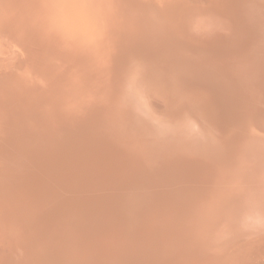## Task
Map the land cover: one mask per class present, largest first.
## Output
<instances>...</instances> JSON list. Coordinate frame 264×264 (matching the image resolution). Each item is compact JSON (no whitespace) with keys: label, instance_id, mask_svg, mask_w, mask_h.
I'll use <instances>...</instances> for the list:
<instances>
[{"label":"bare ground","instance_id":"obj_1","mask_svg":"<svg viewBox=\"0 0 264 264\" xmlns=\"http://www.w3.org/2000/svg\"><path fill=\"white\" fill-rule=\"evenodd\" d=\"M44 1L45 0H0V37L3 38V36L6 35L9 38L13 37L14 39H21L22 42L25 39V44H23V47L24 46L26 47L27 52L23 53L22 51L24 50V48L21 51L22 48H19L20 46L18 47L19 48L18 50L21 51L23 54H25V55H22L23 59L21 60L23 62L22 63L23 69H25L26 71L27 70L30 71L26 75H24V79L26 78L30 79L31 77L37 76V80L35 82L33 81L32 83H30L29 86L25 87L24 85L22 86L19 85L21 89L24 90V87H25V90H29V93H28L29 95L27 94L25 97L24 96L25 92H23L22 94L19 93L20 95L19 94L15 95L13 93L14 96L9 97L7 88L10 85V82L12 83L11 81L12 78H9V77L12 74L14 68L12 67L13 68L12 70L10 68V71L8 70L3 71L2 70L3 68L5 70V66L3 65L6 64L7 62L6 63L4 62L3 64V61H6L5 60L6 58L4 59L5 55L4 56L0 55V67H1L0 68L1 69L0 70V158H1L0 159V218H1L0 223L3 224L2 226L0 224V231L5 236V238L9 240V245H8L9 248H12V250H10V253H8L7 255L5 254L6 256L4 255L5 259L3 258L0 260V264H34L35 259H39V261L42 264L43 263L45 264H61V263L62 264H100L101 263L100 260L103 259V258L99 259L100 255L102 254L101 253L102 251H106L107 254L109 253L108 256H106L108 258L103 259L104 261L106 259V262L103 261V264H164V263L165 264H246L248 263L246 261L247 257L245 258V260H243L246 263H242L243 261L240 262L242 260V253L241 252L236 253V251H234L236 254L235 253L233 255L231 254L232 255L231 257L229 256L223 257V258H221L222 256L219 258L217 257V255L219 254L218 251L221 252V254L223 252V255H225L224 248L221 249L220 246L218 245H220L219 240L225 241L226 239H228V236H225V238L226 237L227 238L226 239L224 238L222 240L221 238L223 236L217 237L215 234L217 243L212 241L213 242L212 245H214V243L216 244L215 246L209 247L207 243L208 242L212 243L210 242L211 241L210 239L213 238L214 240L215 238L211 237L214 235H211V236L209 235V237H206L207 236L206 234L205 237L210 238L209 239L210 241L205 238L206 243L203 242L205 239H203L201 243V240H200L201 234H196L197 228H199V226H201L200 229L203 228L206 221L202 223L201 221H204V220H202L201 218V220L198 221L199 223L196 222L197 217L200 219V217L198 216L200 209L195 210L194 214L191 212L192 215L189 214V216H187L186 218L184 216V211L187 209V207L190 206L191 208V206H194L195 203H199L197 201L199 198L202 202V200H204L205 198H208L209 194H212V196H214L213 192H215L218 188H220L221 190L225 189L227 193L229 192L230 188H228V186L232 183V180H233L231 176L232 175L231 170H233L232 162L236 160V158L239 157L237 156L238 154L237 152L240 149L238 140L241 138V133H242L240 129L242 128L245 129V127L242 126L243 124L241 125V123H239L240 126H242V128L237 125L238 126L237 131L232 130L231 131L232 133L229 132V134L226 137L227 139H224L221 137V139H224V141L223 140L220 141L218 143L219 145H216L217 144L216 141L219 136L210 134L211 138L208 135L207 136L204 135L203 138H201L202 139L201 141H199L197 138H194L199 141L197 143L195 142L196 143L195 146H192L188 141L190 145L187 144L188 146L186 145L185 149L181 150V148L178 147V144L175 143V141H173L174 143L172 145H170L166 149L162 148L164 149V151H162L159 149V147H156V145H154L155 142L151 143V138L153 140V137L151 136L153 134H151L152 131L150 132V130L152 128H156L154 127L155 121L153 120L156 117H154L151 114L154 117L153 118L150 115L152 117L151 118L152 121L149 120L150 118H147L148 120H144V115L142 114L147 113L149 115V113L148 111L146 112L145 110V107H144L145 104L142 107L141 100H139V97H136L134 95L140 93L139 95H142V97L147 96V98H150L148 97L150 94H152V96L154 93L161 94L165 96L167 100L169 101L167 102L166 106H168L169 109L172 110L170 112H172L173 114V112L175 111V110L173 111V107L177 105L176 102L179 103L178 107L185 105L184 103H181V102L189 103L188 102L189 100L191 104L192 103L196 104L194 102H191L195 99L192 100L191 98L193 97H191L190 95H194V94L190 93L189 91L182 92L181 91L182 87L175 86L176 85L175 83L179 81L178 84L183 83L182 85H184V82H185L187 83L186 85H188L194 79H198L197 77L199 75L209 76L211 74L209 77H212L213 72H210V73L208 72L209 75L207 73L201 75L200 73H202L205 69L207 71H212L213 69L215 74L217 73V75H215L214 79H209V78L208 79L212 84L215 83V89L218 88L216 87V84H220L221 82L228 83V85L231 82L232 83L231 86H233V83H236V82L232 81L231 78L233 77L231 76L236 75L235 79H237V74H239V72L242 71L241 73L243 74L241 76L238 75L239 76L238 79L243 76V79L245 81V87L242 85L243 87H240L238 89L237 87L241 85L236 86V84H234L236 87L230 88L231 92L233 89H234L233 90L234 92H236L237 90L240 94H242L241 97H243L244 94L247 95L246 93L247 91L249 93L247 96H251L249 101L252 99L255 100V98L257 97L258 99L264 98V91L262 90V87L264 86V77H263L264 76V61H262L259 58L261 55H264V46H263L264 44L259 43L256 45L257 42L256 41L253 42L254 38L257 39V37H255L256 34L255 36L252 35L254 38L252 37L246 38V35H245L246 30L243 32L244 29H247V28L251 29L252 26H256L257 22L255 21H258L259 16L261 17L262 15H264V13H262L264 11V8L262 7L264 5V0H260V1L255 0L256 2H258V5H255L254 6L255 8L253 7L252 10L247 11V13L245 11V13H243L244 15H242L243 19H242V16H238L240 15L239 11H238V14H236V16L232 14L233 16L231 15V18L233 19L235 18V19L234 20L232 19L233 23L231 24H233L235 28H232L231 34L230 32L229 33L224 32L227 37H230V39H232L231 47L236 48L240 46L241 41L239 39L243 40L241 38L243 37V34L245 36L244 39H246L243 41V44L247 45V42L245 41H248V46L250 47L252 46L253 49L251 48V50L247 51L244 55L240 56L241 53L239 54V57L243 60L242 61L243 63L234 60L235 58L232 59L230 57L229 50L231 49L228 50L229 52L227 56L223 52L224 57L223 55L222 56L214 55V57H211L210 55L212 54V51L213 53L214 52L220 53L219 51H216L217 49H214L213 46H211L213 49H211L210 47L211 50H208L209 48L208 49L206 48L207 51H211V53L205 52L206 49L205 50L203 49L202 51H199L200 49H198V52L197 51L194 52L193 51L194 47L191 48V51L197 54L195 55V59L191 58V56H190L191 59H189L186 53L188 49L187 47L190 46L188 44L189 41L188 40L187 42H185L186 40L183 41L185 42L184 44L187 43V45H189V46L184 45L185 47L183 46V43H180L182 42L181 41L182 39L181 37L183 35L182 33L186 32L185 34L187 35L188 32L192 31V33L196 32L197 34H199V37H200V33L202 34L203 32H205L207 27L210 26L212 19H214L217 16L213 14L214 12L212 14L211 13L206 14V17L204 16L202 17L200 15L201 17L199 16L197 17V19L199 18L198 20H195V18L192 19L193 21H191V24H189L190 26L186 25L187 28L185 31L178 30L179 31L178 34L171 35L175 29V27H172V26H176L177 28H180V29L183 27L181 26L182 24L181 25L178 24L180 22L178 20V16H180L179 11L184 6L185 1H188V0H171V3L173 2V4L169 5L170 4L169 3L168 4L169 6L164 5V2L160 4L159 1L157 2V0H154L153 2L156 1V3L158 4L157 5L150 0V4L151 2L153 3V5L151 4L153 7H151L148 4L149 2L146 0L148 3L146 2L145 3L148 5V7L150 6V8H154L155 14L147 16V17H145L144 15L142 17L143 19H141V17L139 16L140 17L139 19H141L139 21H136L138 20L137 18L136 20H134L135 18L133 17L135 16L131 17L132 13H129L128 11L126 12L127 13L126 16L128 18L124 19V17L121 16L122 19L118 20L120 19L119 17H120V14L122 13L119 14V17H117L118 18L117 19L115 16V12L118 11L123 6L119 7V5H117L118 3L117 0H80V3H79V0H65V1L63 0L64 1L63 3L65 5L60 3L57 0L60 3V4L56 3V12L54 14L55 17H57L56 15H58V17L56 18L57 21H55L52 27L50 28L46 27L47 28L46 31L44 30L41 31L42 29L40 30L41 27L39 28V26H41V22L44 19L45 12L43 13L41 9L39 8L41 7L42 4H44ZM60 1L62 2V0ZM121 1L123 2V0ZM140 1L142 2L144 0H138L137 2L135 0L133 2H136V4L139 2L140 4H137L138 7H142L143 5L141 6L142 3ZM200 1L198 0L197 2L199 3ZM220 1H219V4H221L222 6L221 8H219V10L218 9L217 10L224 11V13L219 12L218 16H220V18L222 14H225V11H226V14L229 12V15H230V11L231 12L235 11L234 8L237 7V10H239V9H242L244 5L246 6V4H244L245 2H243L242 0H239V2H237L236 0L237 2V3L235 2L236 4H233L232 1L230 0H226V2H220ZM240 1L243 2V6ZM247 1L248 0H246V2ZM122 2L120 4H122ZM214 2L218 3V1L217 2L214 1ZM248 3H247V7L244 6L247 9H249ZM127 4L129 5V3ZM259 4H260V7H259ZM195 6H198V5H195ZM195 6H192V8H194ZM131 7L133 8V5ZM185 7L187 8V6ZM185 7L183 9H186ZM204 7L205 6H203V8ZM210 7L214 8L212 5ZM215 8H218V6H216ZM129 9L130 8H128L127 10ZM196 9L198 10V8ZM154 10L152 12H154ZM142 12H144V10H142ZM186 12L182 10L183 14H185ZM47 13H49L48 10H47ZM136 13H138V11L137 12L135 11V14ZM249 13H251V15L254 18L247 17V20L244 21L245 14L246 16H248ZM63 15L65 16L63 17ZM105 17L108 19L105 20ZM225 17L227 19V16ZM190 18H192L191 15H190ZM239 18H241L242 19L241 21L245 22L246 24L242 23V25L239 27L238 25L241 24V22L237 23ZM49 19L51 18L49 17ZM187 19L189 20L188 15L185 20ZM52 20H47V21L52 22ZM75 21H79V23H83L84 26L87 23L88 32L89 31L95 32L97 30L100 31L99 29L100 26H102V28L108 26L109 29H112L113 27L114 28L122 27V29L123 28L127 29L128 27V30L131 28V31L133 32L134 35H135L134 31H136V29L137 30L141 29L142 32L144 30L146 33L145 34L146 38L142 37L145 39H144V42L143 43L141 42L140 44V41H138V39H136L134 35L133 36L129 35L130 36L128 38L129 40L127 39L126 42L131 40L134 43L136 42L135 46L139 47V50L136 52L137 53L136 57L130 60L129 57L127 56V53L130 56H132L130 54L131 52H128L127 48L123 46L124 42L122 43L123 41L122 38L118 36L116 38V34L112 35L113 33L111 34V33L106 32L105 37H103L102 39L101 45L99 47H96L95 45V47L93 48V44L92 46H90L91 43H93L92 39L91 41L89 40L90 41L89 42L87 41V38L84 37L85 36L84 32H87V31L84 30V26L82 28L83 24L79 25V27L81 26L82 29L78 27L81 30L79 31V33H78V30L77 32L75 31L76 29L74 30L76 33L79 34V36L71 34L70 25L73 26ZM103 21H104V25L103 23L100 25V23ZM252 21L255 22V25H254V22ZM228 22L229 21H227V23ZM212 23L214 22L212 21ZM32 24L39 25L37 27L39 31L41 32L39 33L41 35H36L33 32L28 33V35L26 34L27 32L26 29L28 28L29 30V26H31ZM123 26H127V27H123ZM226 27L228 29L229 26H226ZM73 28L74 26L72 27V29ZM253 28H252V31H253ZM54 29L56 30V32H54ZM176 30L177 29H175V32ZM122 31L125 32L124 30ZM51 32L53 33V35L50 34ZM257 32L261 33V31L259 30H257ZM114 33H116V31ZM95 34L96 33L92 35L93 39L94 37H96ZM163 35H168V37H164ZM219 35H221V33L218 34V36ZM183 36L184 38H186L185 35ZM125 37L124 39H126ZM136 37H140V36H136ZM220 37H223V35ZM250 38L252 39V42L251 41L249 42V40H247ZM218 39L220 40V38ZM197 40H198V36H197ZM214 40L215 39L213 38V41ZM161 41L165 44H162ZM211 41L209 43H211ZM116 42L118 44L119 42H121L122 46L115 44ZM207 42L208 41L205 40L204 43L206 44H203V45H208L209 47L210 44ZM160 43L162 47L161 45H159ZM178 43H180V46L179 45L177 46ZM192 44H194V46L196 45L194 41ZM197 44L201 45L200 42H198ZM215 44H217V41H215ZM219 44L220 43L218 42L216 47ZM11 45L13 44H10L9 47L14 46V45L13 46ZM200 45H198L199 48L203 46V45L201 46ZM4 46H5V49L7 50L6 45ZM158 46H160L159 47L160 50L161 48L165 49L164 53L158 54L157 52L159 51L157 50L159 49H157L156 50L157 54H154L155 52L154 49L158 48ZM91 47L93 50L92 49L90 50ZM138 47L136 49H138ZM205 47L206 46L201 47V49ZM1 49L2 48H0V53L2 51ZM13 49L15 48L13 47ZM111 49L116 50L115 52H117V55H119V57L118 56H114V57L124 59V64L121 63V65H119L118 63L117 64L118 67L114 65L115 68H117L118 70V68L121 69V67L122 68L127 67V72H128V75H127L128 78H126L125 81L121 80L123 81V83L122 85H119V87L117 85L118 89L113 88L115 85L112 87V89L108 87L109 78L107 79L106 77L96 80L95 79L96 76H95L94 78L92 77L93 78L92 80L89 76L88 77L85 76L82 80H79V81L78 80L74 81L70 79L69 77L66 78L67 74L69 75L71 73L70 75L72 76V74H74L73 72L78 71V70H82L84 72L90 71V68L87 65L85 66V65L80 64L79 67H75V64H76V63L74 64L75 61L79 60L83 62L89 57H91L94 53H96V56H99V55L105 54V52L107 54L108 53L107 51H110ZM10 50L12 49L10 48ZM131 50L133 51V47ZM151 50H153L154 52L153 51L151 52ZM134 51H133L132 57H134V54H135ZM236 51L238 50L236 49ZM14 52H12V54ZM48 52L49 54H47ZM50 54H52L53 57L55 56V58H57L56 57L57 55H61L59 57L64 56L62 59H65L66 61H68L67 62L68 65H65L66 67L64 70L62 69L64 71L63 73L54 72L56 74H53L54 68L51 67L52 62L50 59L52 57ZM17 55H19V52L17 53ZM235 55H238V54H235ZM13 57L14 56H12L11 59H14ZM20 57H21V53L19 57L17 56V58H20ZM221 57H223L224 59ZM193 59L196 60L195 63L197 65L193 63L195 66H190L187 63V61L193 60ZM221 59L223 62L225 61L224 63H222L224 65L217 62ZM18 60L20 59H17V61ZM206 61L209 63H205ZM22 64L18 66L21 67ZM248 66L255 67L254 69L261 70V71L259 74L257 72V75L254 74L256 73L255 72L256 70H249L245 72L247 68H249ZM106 67H108V65H106ZM237 67H238L239 72L233 71ZM112 68L113 67H110L109 69L112 70ZM202 68H205V69L203 70ZM166 69L168 70V72ZM152 70L156 72L157 70H162L161 71L162 73L163 72L165 74L168 73V75L167 76L165 75V77L163 75H161L162 77L159 75L160 78H157V79L155 78L154 81H152L153 86H151L147 84V81L149 80V78H151L150 74L153 75L156 73V72L153 73ZM201 70L203 71L201 72ZM151 71L152 73L149 74V72ZM143 72L145 73L148 72V73L145 74ZM161 72L160 74H162ZM177 72L179 74L181 72V74H183L182 76L183 78L179 76L177 79L176 77V75L178 74ZM120 73L122 72L120 71ZM228 74L230 75L228 76ZM181 79H185V80H181ZM22 82L24 83V81ZM201 82L202 81H200V83ZM192 83L194 84L195 80ZM211 83L210 85L209 84L208 85L213 87ZM150 84L152 83L150 82ZM199 86L202 87V83L201 85L199 84ZM205 87L206 86H204V88L202 87L203 92L201 93L204 96L203 103H201L200 105L196 104L194 105V107L198 109L197 114H200V116H202L205 119L206 117L204 114H206L207 111H211V114L213 113L211 118L213 119L214 123L216 122L217 130L219 131L221 130V133L223 132V135H225L226 129L230 127V124L231 125L233 124V121L231 123L230 121L229 122L227 121L228 127L226 125L224 128L225 130L223 129V124L222 126H219L222 120L220 121L218 119L221 114H224V108L226 107V105L224 104L225 105L224 107V105L222 104L223 102L220 103L221 101L219 103L214 102L215 100H212L214 97L211 98L210 96L214 93L208 91V89L211 87H208V89L207 87L206 88ZM95 88H99V89H95ZM185 88L188 89V87H185ZM183 89H184V86H183ZM172 90H174L173 93H172ZM135 91H138V93ZM216 91L217 90H215V92ZM237 96H238V93H237ZM244 98L246 99V97ZM86 99H89V101H91V103L93 104V106L89 109L81 106V102ZM120 99L122 100L119 103ZM172 99L173 100L175 99L177 101L176 102L172 101ZM156 100L158 101V99ZM162 100H161V104L163 103ZM178 100H181V101H178ZM260 100L262 102V99ZM150 102H152L151 98H150ZM254 102H252V104H254ZM158 103L160 102L158 101L157 104ZM111 104L112 106H110ZM113 104H119V108L117 109L118 111L116 112V115H117L116 118L118 122L115 124L114 122L113 123L108 122V116H107V113H108L107 110L108 108L113 107ZM250 104L249 103L246 104L247 107L244 106L245 109L250 108L248 107V105ZM261 106L259 109H257L256 106L251 107L248 110V113H247L248 115L244 114L245 116H241V117L249 116L248 117L249 120L256 118L255 120L257 121L259 120L260 122V119L262 117L261 115L264 114V107L263 106L261 107ZM162 107L163 106L161 107L155 106L156 109L158 108L162 109ZM225 109H226L225 112L227 113L229 109L227 108ZM232 109H234V107ZM177 110L178 109H176V111ZM185 110L189 111L190 109L189 110L185 109ZM46 111L47 112L49 111V113H47L49 114V116H45V115L42 116L41 115L42 112H46ZM193 111L195 112V110ZM242 111L247 112V110L246 111L242 110ZM178 113L177 114L175 113V114L178 115ZM147 114H146V117L148 116ZM187 115L188 114H185V118L188 117ZM235 115L233 116L234 118L239 117V114L238 115L235 114ZM158 117L157 119H155L157 122H159L160 120L158 119ZM182 117L184 120V115L181 116V118ZM190 117L192 116L189 115V118L185 119L187 120L186 122L189 121ZM222 117H224V115ZM228 117L229 115L226 116V118ZM171 118L172 117H169V120H171L172 122L173 118L172 119ZM214 119H217V121ZM229 119L231 120V118ZM160 121L162 123V120ZM218 121L220 122L218 123ZM206 122H207V119H206ZM206 122H203L204 124H200V125H205ZM170 123L168 124L169 128L166 129L165 131L159 127L160 131L161 132L163 131V133H165L168 130L169 133L171 131L173 133L174 125L173 124L170 125ZM178 123H179V120H178ZM183 125H184V122H183ZM219 127H222V129ZM183 128L181 129L183 130ZM204 128L207 129L206 127ZM181 129H179V131H182ZM205 129L201 128V130L203 131ZM131 131L134 132V136H136L135 137L136 140L134 141L130 139L131 144L129 145L127 144L128 142L124 143L125 142L124 140L128 136H130L127 133ZM155 131H153L152 133H155ZM248 132H250V129ZM200 133L204 134L202 132ZM200 133L199 135H201ZM206 133L207 131L205 132V134ZM187 134L189 133L187 132ZM120 135L122 137L124 136L126 137L125 139L120 137L123 139L124 145H129L132 148L134 147V150H136L139 153H142L143 156L144 155L147 156L148 161L150 160L152 163V164H148L150 165V167H147V166L141 167L142 164L141 163H140L141 165L138 164L139 162H138V159L136 158L137 153L135 152L136 155L133 154L131 159L129 157V159L131 160L130 163L134 164L133 166L131 165L132 168H130V171H129L130 174H129V172H127L128 166L126 168L124 166L127 163L124 164V162L122 161L123 159L124 161H126L125 159L126 156L124 157L125 154L124 155L122 154L124 158L122 157V155L120 156L119 154L121 153L118 152L117 148H116L117 151L114 152V154L119 153L118 154L120 156L119 160L121 159L120 164L123 163L124 165L123 164H122L123 166H121L120 164L118 165L119 160L117 162L113 160L112 157H114L116 154L111 157L112 161L110 159L108 160L110 162L108 165L103 163L104 162L103 155L101 154V151L99 150L103 146L107 145V143L105 145L103 144L102 147H100V145L104 143V141H108V144H109L108 147L111 146L110 143H112V147H113V143H117L115 144L116 146L120 143V140L118 141L119 143L117 142V140L120 139L119 138ZM155 135H157L155 137L166 136L167 138L171 136L168 134L166 135L155 134ZM199 135L197 133L196 137H198ZM117 136H118V139L116 140ZM205 136L207 138H204ZM212 136H217L215 137L216 139L214 140L215 141L214 144L216 145V147L214 146V148H210L211 145L209 146L210 143H213ZM188 138H191V137H188ZM208 138L210 139L207 140ZM158 139L160 142V139H166V138L161 137V138H157V140ZM128 140L126 139V141ZM263 140H262V143L261 141L259 143L263 144ZM208 141H210L209 144L207 143ZM168 143L170 144L172 142H168ZM99 147L100 149H98ZM105 147L108 150L107 146ZM105 147H104V150H105ZM119 147L121 149L120 145ZM195 147L197 149H195ZM113 148L115 149V147ZM251 148L252 146L250 147V149ZM212 150L213 151L216 150L215 152L217 153V156L219 157H216L215 155V158H214V156H212L213 154H209V153L215 154V152H211ZM244 150L249 151V148L248 149L244 148ZM104 152L105 154L108 153V152L106 153V151ZM54 153L57 155L56 158L54 157L55 156ZM244 154L247 156L248 154H251V152L250 153L245 152ZM244 154L242 153V155ZM107 155H112V154L110 152ZM235 155L237 157H235ZM128 156L126 157L127 159H128ZM246 156L242 158V160L245 159V161L240 162L239 160V163L236 164V167H235V169L238 168L237 170L240 174V178H239L240 182L241 183L243 182L242 183L243 185L239 187L238 191H240L239 195H242L247 198L250 197L253 199V200L251 199L252 204H249V203L248 204L250 205V209H252V212L253 213L255 212L254 213L255 217H258V215H260V213L262 212V211L260 212L258 204L264 205V189H263L264 187L261 189L257 185L258 186L257 188L256 187L257 182L256 183H254L255 181L253 182V179H255L256 177H255V173H252V170L254 172L256 168L258 167V164L256 161V158L258 157L253 159L252 157L248 158ZM259 156H261V154H259ZM105 158H108V157H105L104 155V159ZM184 160L185 162H183ZM145 162L146 160L144 161V163ZM186 162H189V164H187ZM102 165L104 167L102 168V170H99ZM160 168L164 169L163 172L161 173L162 176L158 175V178L156 176L157 178L156 179L154 178L152 174L157 173L156 171H159L158 169ZM151 172L153 173L151 174ZM148 175L153 176V179L152 177L150 178L151 181L146 180L148 179L147 178ZM252 176L255 178H253ZM130 178L132 179L135 178L133 179L135 180L134 181L135 184L131 186L133 188L129 186V184H133L131 182L129 183V181L131 180ZM126 180H128L129 184H127ZM258 180L261 182V178H259ZM118 181L122 182L121 184L124 187L123 188L124 192L123 190L122 192L125 195L122 199L109 202L107 200V197H105L106 195H102L103 192L101 191L108 190L107 188L111 185H114V184L117 185ZM263 181H264V178H263ZM181 183H182L181 187L178 186ZM174 184L176 187L173 186ZM250 184H251V188L253 187V190L255 192H253L250 188H247L248 185ZM232 185L231 187H233ZM119 187H121V185H119ZM237 188H235V190ZM65 189H66V192L64 193L63 191ZM232 189L234 190V188ZM201 191H203V193ZM221 194H225V193L223 192ZM229 195H233V194H229ZM240 199H242L241 196H240ZM227 200H229V198H227ZM198 205H200V207L202 206L201 204H198ZM249 205L247 206L248 208H249ZM58 206H60L61 208H59ZM213 206H216V205H214L213 203ZM247 207H245L244 210L247 211L248 210ZM213 208H216V207H213ZM194 209L195 207H193L192 211ZM204 209L206 211L207 208L205 207ZM236 209L235 211H237ZM202 211H203L202 214H204L205 211L204 210ZM222 212L224 211L222 210ZM202 214L199 213V215H202ZM214 215L216 216V214ZM238 215L236 219L238 218ZM215 218H217V216ZM73 219L79 220V224L75 227L73 226L72 228L71 225L73 224ZM254 220L256 221V219ZM257 221H258L257 223H259L260 220H257ZM208 222H210V220ZM211 224H213V226L215 225L213 222L210 223V225ZM223 225L225 226V224ZM253 225L252 226L248 225V226L253 227ZM225 228L226 227H224L223 229ZM255 230H258V229H255ZM260 230H261L260 232H264L262 231L261 228ZM215 231L217 230L215 229ZM258 231L256 232L260 236L261 234H259ZM18 232L21 233V236H25V239L22 240V242L24 241L23 242L24 245L22 247L18 246L19 249L17 248V245H18L17 243H19L18 237H20L18 235ZM203 232L201 230L200 233H203ZM2 234L1 236H3ZM55 234H57V236H54ZM257 234L255 235L258 236ZM71 235L72 237H70ZM198 235L200 236L198 237ZM245 235L247 236V234ZM68 238L75 239L74 243L70 244L69 246L68 244H66V241L68 240ZM48 239H51L50 244H48L49 245L48 247L51 249V251L46 246L47 243L45 245L42 243L43 240L50 241ZM245 239H248V238H245ZM262 242L264 241L260 242L261 245L263 246ZM104 245L106 247H104ZM250 247L249 249L253 251V249H251ZM228 249H226V251H228ZM226 254H229V253H226ZM246 254L247 253H245L243 257L246 256ZM36 255L39 258H36L35 257ZM73 255H74V258L71 259ZM102 256H105L104 253L102 254Z\"/></svg>","mask_w":264,"mask_h":264},{"label":"rangeland","instance_id":"obj_2","mask_svg":"<svg viewBox=\"0 0 264 264\" xmlns=\"http://www.w3.org/2000/svg\"><path fill=\"white\" fill-rule=\"evenodd\" d=\"M60 3H62V4H64L63 2L65 1H63L62 0V2L60 1V0H58ZM57 0H45L44 1V4H42L41 5V7L39 8V9H41V11L44 13V19H43V21L41 22V26H39L38 24L37 25H31V26H29V30H28V28L26 29V34L28 35V33H35L36 35H41V34H39V33H41L40 31H39V29H38V27L37 26H39V28H40V30L41 31H46V29L47 28H50V27H52V25L55 23V21H57L56 20V18L58 17V15H56L57 17H55L54 16V14H55V12H56V3H58V4H60L59 2H58ZM118 1V3H117V5H119V7H121V6H123V7H121L118 11H116L115 12V16H116V18L117 17H119V14L120 13H122V14H120V19H118V20H121L122 19V17L121 16H123L124 17V19H126V18H128L127 16H126V12L128 11L129 13H132V16L131 17H133V16H135V17H133V18H135L134 20H136V18L138 19V20H136V21H139V20H141V19H143L142 17L145 15V17H147V16H150V15H154L155 14V10H154V8H150V6L151 7H153L152 5H153V3H155V4H157L156 3V1L155 2H153L154 0H151L152 2H151V4H150V0H144V1H140L142 4H141V6L142 7H138V5L137 4H140L139 2L136 4V2L138 1V0H136V2H133V1H135V0H131V1H129V0H123V2L121 1V0H117ZM160 2V4L161 3H163L164 2V5H167V6H169V5H171V4H173V2L171 3V0H170V2H169V0L167 1V0H157V2ZM198 0H188V1H185V4H184V6L182 7V9L179 11V15L180 16H178V20L180 21L178 24L179 25H181V26H183L181 29L180 28H177L176 26H172V27H175V29H177L176 30V32H175V29H174V32L171 34V35H176V34H178L179 33V31H185L186 30V28H187V26L186 25H188V26H190L189 24H191V21H193L192 19H194L195 18V20H198L197 19V17L199 16V17H206V14H212L213 12V14H215L217 17H215L214 19H212V21L214 22V23H212V21H211V24H210V26L209 27H207V29H206V31L205 32H203L202 34L200 33V37H199V34H197L196 32H193L192 33V31H190V32H188V34L186 35L185 33H182L183 35H185L186 36V38H184V36L182 35V39H181V41L182 42H180V43H183V46L185 45V46H189V47H187L188 49H187V51H186V53H187V56L189 57V59H191V58H194L195 59V55L197 54H195L194 52H198V49H200L199 51H202L203 49L205 50L206 48L208 49V50H211V49H217L216 51H219L220 53H218V52H214L213 53V51H212V54L210 55L211 57H214V55L215 56H222L224 53H225V55L227 56L228 55V52H229V55H230V57L232 58V59H234V60H236V61H239V62H242L243 60L239 57V54L241 53V55L240 56H242V55H244L247 51H249V50H251V48H252V46L250 47V46H248V41H245V42H247V45L246 44H243V41L244 40H246V39H244L245 38V36H244V34H243V37H241L243 40H241V39H239L241 42H242V44H241V42H240V48L239 47H231L232 46V39H230V37H227L226 36V34L224 33V32H226V33H229L230 32V34H231V31H232V28H235L234 27V25L233 24H231V23H233L232 22V19L233 18H231V15L232 14H234V16H236V14H238V11H239V13H240V15H238V16H242V15H244L243 13H245V11H246V13H247V11H250V10H252V8L255 6V5H258V2H256L255 0H248L249 1V3H251V4H249L248 3V1L246 2V0L244 1V0H242L243 2H245L244 4H246V6L245 7H247V3H248V7H249V9H247V8H245L244 6H243V2L242 1H240L241 3H242V6L244 7H242V9H239V10H237V7L236 8H234V12L232 11H230V15H229V12L226 14V11H225V14H220L221 15V18H220V16H218L219 15V12H221V13H224V11L222 10V11H218L219 10V8H221V4H219V1L220 0H202V1H200L199 3L197 2ZM210 1V2H209ZM214 1H218V3H215ZM230 1H232V3L233 4H236L237 2H239V0H237V2H236V0H230ZM251 1V2H250ZM260 1V0H259ZM47 2V3H46ZM122 2V4H120ZM129 3V5L127 4V3ZM148 3L150 6L148 7V5L146 4V3ZM220 2H226V0H221ZM236 2V3H235ZM79 3H80V0H79ZM146 5H145V4ZM170 3V4H169ZM253 3H255V4H253ZM133 5V8L131 7L132 5ZM169 4V5H168ZM189 4V5H188ZM193 4H195V5H198V6H195V5H193ZM201 4H202V6H201ZM203 4H205V5H203ZM211 6H213L214 8H211L209 5ZM44 5V6H43ZM46 5V6H45ZM65 5V4H64ZM158 5V4H157ZM209 6V7H207V6ZM219 5H220V7H219ZM253 5V6H252ZM262 5V4H261ZM54 6V7H53ZM130 6V7H129ZM185 6H187V8L185 7ZM189 6V7H188ZM192 6H195L196 8H198V10L194 7V8H192ZM203 6H205L204 8H203ZM216 6H218V8H215ZM46 7H47V9H46ZM61 7V6H60ZM137 7V8H136ZM186 8V9H183V8ZM207 7V8H206ZM259 7H260V4H259ZM263 8H264V5L262 6ZM128 8H130L129 10H127ZM138 8H140V9H138ZM146 8H148V9H146ZM203 8V9H202ZM255 8V7H254ZM136 9H138V10H136ZM189 11H191V12H189ZM218 9V10H217ZM231 9H232V7H231ZM47 10H48V12L49 13H47ZM121 10V11H120ZM140 10V11H139ZM142 10H144V12H142ZM147 10H149V11H147ZM154 10V12H152ZM182 10H184V12H186V10H187V12L185 13V14H183L182 13ZM135 11L137 12L138 11V13H136L135 14ZM198 11H199V13H198ZM203 11V12H202ZM212 11V12H211ZM53 12V13H52ZM189 12V13H188ZM128 13V14H129ZM149 13V14H148ZM182 13V14H181ZM218 13V14H217ZM262 13H264V11L262 12ZM118 14V15H117ZM124 14H125V16H124ZM134 14V15H133ZM140 14V15H139ZM202 14H204V15H202ZM142 15V16H141ZM187 15H188V18H189V20L187 21V20H185L186 18H187ZM190 15H191V17L192 18H190ZM195 15V16H194ZM201 15V16H200ZM227 16V19H226V17L225 16ZM48 16V17H47ZM65 15H63V17H64ZM141 17V19H139L140 17ZM186 18H185V17ZM223 16V17H222ZM233 16V15H232ZM47 17V18H46ZM49 17L51 18V19H49ZM53 17H55V18H53ZM62 17V18H63ZM184 17V18H183ZM247 17H251V18H254L252 15H251V13H249V15L248 16H246V14H245V16H244V21H246L247 20ZM52 18H53V20H52ZM61 18V19H62ZM180 18H182V19H180ZM106 19H108V18H106L105 17V20ZM132 19V18H131ZM220 19V20H219ZM235 19V18H234ZM233 19V20H234ZM242 19H243V16H242ZM241 18H239V20L237 21V23H240L241 22V24L240 25H238L239 27L242 25V23H244V24H246L245 22H243V21H241L242 20ZM47 20H52V22L51 21H47ZM103 20V19H102ZM104 20V21H105ZM177 20V21H178ZM183 20H185V21H183ZM223 20H224V22H223ZM252 20V19H251ZM104 21L103 22H101L100 23V25L103 23V25H104ZM182 21H183V23H182ZM227 21H229L228 23H227ZM262 21H264V15H262L261 17L259 16L258 17V21H255V22H257V24H256V26H252L251 27V29H244L243 30V32L246 30V38H249V37H252V38H254L252 35H254L255 36V34H256V36L255 37H257V39L258 40H260V41H258L256 38H254V40H253V42H257L256 43V45L257 44H259V43H263L264 44V29H262V28H264L263 26V24H264V22H262ZM76 22H78V23H76ZM185 22V23H184ZM252 22H254V21H252ZM255 22H254V25H255ZM261 22V23H260ZM49 23V24H48ZM223 23V24H222ZM227 23V24H226ZM260 24V26H259V24ZM80 24H83V23H79V21H75L74 22V24H73V26H74V28L72 29V25H70L71 26V34L72 35H78L79 36V31H81L79 28H81V26L79 27V25ZM167 24H169V23H167ZM45 25H47V26H45ZM49 25V26H48ZM78 25V26H77ZM87 23L85 24V26H84V24L82 25V28H83V26H84V30L85 31H87V32H84V37H86L87 38V41H91V39H92V41H93V43H91V45L90 46H92V44H93V48L95 47V45H96V47H99L100 45H101V43H102V39H103V37H105V33L106 32H108V33H113L112 35H115L116 34V38H117V36L118 37H120V38H122L123 39V41H122V43L124 44L123 46L125 47V48H127V50H128V52H131L130 54L133 56V51L138 47V46H135V44H136V42L134 43L133 41H127L126 42V40L130 37L129 35H131V36H133L134 34H133V32L131 31V28L128 30V27L127 26H123V27H127V29L125 28H123L122 29V27L120 28V30H119V28H112V29H109L108 28V26L107 27H104V28H106V29H104V28H102V26H100L99 27V29H100V31H89L88 32V30H87ZM213 25V26H212ZM218 25V26H217ZM77 28H76V27ZM226 26H229L228 27V29H227V27ZM37 27V28H36ZM47 27V28H46ZM79 27V28H78ZM193 27V26H192ZM254 27V28H253ZM256 27H258V28H256ZM32 28V29H31ZM81 28V29H82ZM109 30H108V29ZM170 28V27H169ZM238 28V27H237ZM252 28H253V31H252ZM259 28H261V29H259ZM38 29V30H37ZM76 29V30H75ZM98 29V28H97ZM217 29V30H216ZM226 29V30H225ZM77 32V30H78V33H76L75 31ZM101 30H102V32H101ZM122 30H124L125 32H123ZM179 30V31H178ZM212 32H211V31ZM257 30H259V31H261V33H262V31H263V33L261 34L260 32H257ZM116 31V33H114ZM131 31V32H130ZM178 31V32H177ZM250 31H251V33H250ZM54 32H56V30L54 29ZM75 32V33H74ZM104 32V33H103ZM129 32H130V34H129ZM135 32V38L136 39H138V41H140V44H141V42L143 43L144 42V39L146 38V36H145V31L143 30V32H142V30L141 29H136V31H134ZM210 32V33H209ZM216 32V33H215ZM219 32V33H218ZM47 33V32H46ZM46 33H44V34H46ZM94 33H96L95 34V36L96 37H94V39H93V37H92V35H94ZM99 35H98V34ZM127 33V34H126ZM143 33H144V35H143ZM170 33V32H169ZM212 33V34H211ZM220 34L221 33V35H219L218 36V34ZM51 35H53V33L51 32L50 33ZM216 34H217V36H216ZM43 35V34H42ZM54 35H56V34H54ZM98 35V36H97ZM126 37H125V36ZM180 35H181V33H180ZM191 35V36H190ZM198 36V40H197V36ZM223 35V37H220V36H222ZM12 36V35H11ZM10 36V37H11ZM121 36H123V37H121ZM128 36V37H127ZM136 36H140V37H136ZM164 37H168V35H163ZM17 37V36H16ZM124 37L126 38V39H124ZM142 37H145V38H142ZM196 37V38H195ZM210 37H212V38H210ZM225 37V38H224ZM119 38V39H120ZM142 38V39H141ZM190 40H189V39ZM209 40H208V39ZM213 38L215 39L214 41H213ZM218 38H220V40L218 39ZM224 38V39H223ZM6 39V40H5ZM218 39V40H217ZM223 39V40H222ZM256 39V40H255ZM129 40V39H128ZM186 40V41H185ZM187 40L189 41V45H187V43L186 44H184L185 42H187ZM205 40L206 41H208L207 43H209L211 40L213 41H211V43H209L210 45H209V47H208V45H203V44H206V43H204L205 42ZM247 40H249V42L251 41L252 42V39L250 38V39H247ZM8 41H9V43L10 44H13V45H11V46H13L15 49H13V47H9L10 46V44L8 43ZM89 41V42H90ZM121 41V40H120ZM183 41H185V42H183ZM193 41L195 42V44L197 45V47H196V45L194 46V44H192L193 43ZM200 42L201 43V45H203V46H201L200 44H197L198 42ZM215 41H217V44H218V42L220 43L219 45H221V46H217L216 47V45L217 44H215ZM223 41V42H222ZM5 42V43H4ZM88 42V43H89ZM129 42V43H128ZM162 42V41H161ZM222 42V43H221ZM19 43V44H18ZM125 43H127V44H125ZM132 43V44H131ZM180 43H178L177 44V46L179 45L180 46ZM212 43H214V44H212ZM225 43H227V44H225ZM229 43V44H228ZM17 44V45H16ZM23 44H25V39H24V41L22 42V40L21 39H14L13 37H11V38H9V37H7L6 35L5 36H3V38H1L0 37V48H2L1 50V53L3 54H1L0 53V55L1 56H4V59L6 60V61H3V64H4V62L7 64H4L3 66H5V70H4V68L2 69L3 71H10V68H11V70L13 69V72H12V76L10 75V77L9 78H12L11 79V81H12V83L10 82V85L8 86V88H7V90H8V94H9V97H11V96H14V94L16 95V94H19V93H23V92H25L24 93V96L26 97V95L29 93V90H25V87H27V86H29L30 85V83H32L33 81L35 82L36 80H37V76L35 77H31L30 79L29 78H26V79H24V75H26L28 72H30L29 70H25V69H23V62L21 61L22 59H23V56L22 55H25V54H23L24 52H27L26 51V47L24 46L23 47ZM115 44H118L117 42L115 43ZM130 44V45H129ZM162 44H165V43H163L162 42ZM212 44V45H211ZM223 44V45H222ZM2 45V46H1ZM4 45H6V47H7V50L5 49V46ZM16 45V46H15ZM119 46L121 45L122 46V44H121V42H119V44H118ZM134 45V46H133ZM159 45H161V43L159 44ZM191 45H193V46H191ZM198 45H200L201 47H204V46H206L205 48H202L201 49V47L199 48V46ZM3 46H4V48H3ZM20 46V47H19ZM89 46V47H90ZM182 46V45H181ZM184 46V47H185ZM211 46H213V48L211 47ZM222 46H224V47H222ZM227 46H228V48H227ZM248 46V47H247ZM264 46V45H263ZM22 48L21 49V51L23 50V48H24V50L21 52V51H19L18 49L19 48ZM132 47H133V51L131 50L132 49ZM157 47V46H156ZM159 47L160 46H158V48H155L154 49V51L153 50H151V52L153 51L154 52V54H162V53H164V48H161V50L159 49ZM161 47H162V45H161ZM194 47V49H193V51H191V48H193ZM196 47V48H195ZM210 47H211V49H210ZM220 47V48H219ZM227 49H226V48ZM242 47V48H241ZM10 48L12 49V50H10ZM130 50H129V49ZM219 48V49H218ZM250 48V49H249ZM92 49V47L90 48V50ZM157 49H159V50H157ZM207 49H206V51L205 52H210L211 53V51H207ZM223 49V50H222ZM229 49H231V50H229ZM236 49L238 50V51H236ZM253 49V48H252ZM3 50H4V52H3ZM16 50H18V51H16ZM93 50V49H92ZM97 50V49H96ZM112 51H116V50H114V49H111ZM107 51L108 53L106 54V52H105V54H103V55H99V56H96V53H94L95 54V56H94V54L91 56V57H89L88 59H86L85 61H83V62H81V61H79V60H77V61H75L74 62V64H75V67H79V65L80 64H82V65H87V66H89V68H90V71L88 72V71H82V70H78V71H75V72H73L74 74H72V76L70 75H68L67 74V77L66 78H70V79H72V80H74V81H79V80H82L85 76H89L92 80H93V78L96 76V80L97 79H102V78H104V77H106L107 79H108V87H110L111 89H112V87L115 89V88H117L118 89V87H119V85H122V83H123V81H125L126 80V78H128L127 77V75H128V72H127V67H124V68H122L121 67V69H119L118 68V70H117V68H115V66H117L118 67V63H119V65H121V63H123L124 64V59H120V58H118L119 57V55H117V52H112V51ZM139 50V47H138V49H136L134 52H135V54H134V57H132V56H130L128 53H127V56L129 57V59L131 60V59H133V58H135L136 57V55H137V51ZM159 51V52H157V51ZM190 52H189V51ZM229 50V51H228ZM242 50V51H241ZM7 51V52H6ZM14 52L13 54H12V52ZM215 51V50H214ZM234 51V52H233ZM241 51V52H240ZM11 52V53H10ZM19 52V55H20V53H21V57L20 58H17V56L19 57V55H17V53ZM157 52V53H156ZM166 52V51H165ZM191 52H192V54H191ZM224 52V53H223ZM227 52V53H226ZM244 52V53H243ZM15 53H16V55H15ZM216 53H217V55H216ZM222 53V54H221ZM234 55H233V54ZM47 54H49V52L47 53ZM92 54V53H91ZM112 54V55H111ZM190 54V55H189ZM232 54V55H231ZM235 54H238V55H235ZM51 55V62H52V65H51V67H53L54 68V70H53V74H56L57 72L58 73H63L64 71V69H65V65H68L67 64V62L68 61H66L65 59H62L63 57H59V56H61V55H57L56 57L57 58H55V56L53 57V55L52 54H50ZM105 55H107V56H105ZM12 56H14L13 58L14 59H11L12 58ZM101 56V57H100ZM114 56H118V57H114ZM185 56V55H184ZM190 56H191V58H190ZM263 56L264 55H261L259 58L262 60V61H264L263 59ZM132 57V58H131ZM223 57H224V55H223ZM223 57H221V58H223ZM25 58V57H24ZM220 58V57H219ZM240 58V59H239ZM17 59H20V60H18L17 61ZM115 59V60H114ZM117 59V60H116ZM118 59H120V60H118ZM188 60L187 61V63L190 65V66H195V65H197L195 62H196V60ZM224 59V58H223ZM62 60H64V61H62ZM68 60V59H67ZM13 61V62H12ZM14 61H15V63H14ZM21 61V62H20ZM222 61V59L221 60H219V61H217V62H219L220 64H222V63H224L223 61ZM20 62V63H19ZM58 62V63H57ZM66 62V63H65ZM215 62V61H214ZM12 63V64H11ZM195 65H194V64ZM205 63H209V62H205ZM216 63V62H215ZM219 63H217V64H219ZM243 63V62H242ZM17 64V65H16ZM20 64H22L21 65V67H19L20 66ZM193 64V65H192ZM19 65V66H18ZM106 65H108V67H106ZM111 65V66H110ZM115 65V66H114ZM222 65H224V64H222ZM8 66H10V67H8ZM113 67L112 68V70H110L109 68L110 67ZM13 67V68H12ZM62 67H64V68H62ZM203 67V66H202ZM219 67V66H218ZM249 68H247V70L245 71V72H247V71H249V70H256V69H254L255 67H251V66H248ZM1 68V67H0ZM25 68V67H24ZM63 69V70H62ZM203 70L205 69V68H202ZM1 70V69H0ZM33 70V69H32ZM59 70V71H58ZM163 70V69H162ZM162 70H157V72H158V74H157V72L156 71H153V73H155V74H150V73H152V71L151 72H149V74H150V77L151 78H149V80L147 81V84H149V85H151V86H153V82L152 81H154V79L156 78H160V76L161 75H163L164 77H165V75L167 76L168 75V73L167 74H165L164 72V74L161 72ZM167 70V69H166ZM165 70V71H166ZM203 70H201V72L203 71ZM2 71V72H3ZM118 71V72H117ZM120 71L122 72V73H120ZM145 71V70H144ZM164 71V70H163ZM233 71H235V72H239L238 71V67L236 68V69H234ZM260 71L261 70H256L255 72L256 73H254L255 75H257V72H258V74L260 73ZM54 72H56V73H54ZM95 72V73H94ZM160 72L162 73V74H160ZM167 72H168V70H167ZM182 72V71H181ZM181 72H180V74L178 73L177 75H176V77H177V79H178V77L180 76L181 78H183L182 76H183V74H181ZM210 72H213V75H212V77H209L210 75H209V73ZM242 72V71H241ZM241 72H239V74H237V79H235L236 77V75L235 76H231V77H233V78H231L232 79V81L233 82H236V83H233V86H231L232 85V83L230 82L229 83V85H228V83H224V82H221L220 84H216V87H218L217 89H215V83H211L210 81H209V79H214V77H215V75H217V73L215 74V72H214V70L212 69V71H207L206 69L202 72V73H200L201 75L202 74H208L209 76H207V75H202V76H198L197 78L198 79H194L195 80V83L193 84L192 82H194V80L191 82V83H189L188 85H186L187 83H185L184 82V85H182V84H178V82L177 83H175L176 85L175 86H180V87H182L181 88V91L183 92V91H189L190 93H193L194 95H190L191 97H193V98H191L192 100L193 99H195V100H193V101H191V102H194V103H196V104H198V105H200L201 103H203V99H204V96L201 94L202 92H203V89H202V87L204 88V86H206L207 87V89H208V87H211L212 89H214V90H212L211 88H209L208 89V91H210V92H212V93H214V94H212V95H210L211 96V98H213L212 100H215L214 102H216V103H219L220 101V103H222L223 105L225 104L226 105V107H225V105H224V107L225 108H227V109H229V108H233L234 107V109H229V111L226 113L225 111H226V109L224 108V114H221L220 116H219V119L218 120H222L221 121V123L219 124V126H222V124H223V129L225 128V126L227 125V127H228V122L230 121V123L233 121V124L231 125L230 124V127H228L227 129H226V132H225V135H223V132L221 133V130L219 131V130H217V124H216V122L214 123V121H213V119L211 118L212 117V114H211V111H207V113L206 114H204L205 115V117H206V119H207V122H206V119L205 118H203L202 116H200V114H197V110L198 109H196V107H194V105H196V104H191L190 103V100L188 101L189 103H185V102H181V103H184L185 105H182V106H180V107H178V105H179V103L178 102H176L177 100H173L172 99V101H175L176 103H177V105L176 106H174V107H176V108H174L173 107V111L175 110L176 111V109H178L176 112L174 111L173 112V114H172V112H170V111H172L171 109H169V107L168 106H166L167 105V102H169L168 100H167V98L165 97V96H163V95H161V94H158V93H154L153 94V96H152V94H150L148 97H150L151 98V101L152 102H150V98H147V96L146 97H142V95H139L140 93H138V91H135V92H137L138 94H136V95H134V96H136V97H139V100H141V102H142V104H141V106L143 107L144 106V104H145V110H146V112L148 111V113H149V115L146 117V114H142V115H144V120H148L147 118H150L149 120L150 121H152L151 120V118L154 116V117H156V118H154L153 120L155 121V126L154 127H156V128H152L151 130H150V132L152 131H155V130H157V131H155V133H152L151 132V134H153L151 137H153V140H152V138H151V143L152 142H155V144L154 145H156V147H159V149L160 150H162V151H164V149H166L167 147H169L170 145H172L174 142L173 141H175V143H177L178 144V147L179 148H181V150L182 149H185V147H186V145L187 144H191L192 146H195L196 145V143L197 142H199V141H201L202 139L201 138H203V136L204 135H208L210 138H211V135H217V136H219L218 138H217V141H216V145H219L218 143L220 142V141H224V139H227L226 137H227V135L229 134V132L230 133H232L231 131L233 130V131H237L238 130V126H240V124L239 123H241V125L242 126H244L245 127V129L244 128H242V126H240L242 129H240L241 130V138L238 140V144H239V148L241 149V151H240V149H239V151L237 152L238 154H237V156H239L238 158H236V160H234L232 163V169L233 170H231V176H232V178H233V180H232V183L228 186V188H230V190H229V192L227 193V191L225 190V189H223V190H221L220 188H218L215 192H213V195L214 196H212V194H209L208 195V198H205L204 200H202V202H201V200H200V198L197 200L199 203H195L194 204V206H191V208L193 209V207H195V209L192 211V209L190 208V206L189 207H187V209L184 211V216H185V218L187 217V216H189V214H191L192 215V213L194 214L195 213V210H197V209H200L199 210V213L200 214H202L203 213V211L202 210H204L205 211V207L207 208L206 209V211H205V213L204 214H202V215H199V213H198V216L200 217V219L197 217L196 218V222H198L199 220H201V218H202V220H204V221H201L202 223L203 222H207V224H206V222H205V225L203 226V228H201L200 229V227L201 226H199V228H197V233L196 234H201V236L200 235H198V237L200 236V240H201V243H202V240L203 239H205L206 237H209V235L211 236V235H214V236H211V237H218V236H223L221 239L223 240L224 238H225V236H228V239H226L225 241H220L219 240V243H220V245H218V246H220V248L222 249V248H224V254L225 255H223V252H222V254H221V252H219L218 251V253L220 254H218L217 255V257L219 258V257H221V258H223V257H231L235 252L234 251H236V253H238V252H241L242 253V260L240 261V262H242L243 260H245V258L247 257V262L248 263H246L245 261H243L242 263H246V264H261L262 262V264H264V242H262V244H263V246L261 245V241H264V235H263V233L264 232H260L261 230H260V228L262 229V231H264V214H263V212H264V205L263 204H258V207H259V209H260V215L262 216H260V215H258V217H255V212L253 213L252 212V209H250V205L249 204H252V198H250V197H244V196H242V195H239L240 194V191H238V189H239V187L241 186V185H243L241 182H240V174H239V172H238V168L237 169H235V167H236V164H238L239 163V160H240V162L241 161H245V159L244 160H242V158H244V156H246L244 153L245 152H247V153H250L251 152V154H248L246 157H248V158H250V157H252L253 159L254 158H256V157H258V158H256V161H257V164H258V167L256 168V170L253 172V170H252V173H255V177H253V178H255V179H253V182L254 183H261V184H257L256 183V187L258 188V186L262 189L263 187H264V184H263V178H264V165H263V163H264V114L263 115H261L262 117H261V119H260V122H259V120L257 121V120H255L256 118H253V119H251V120H249L248 119V117L246 116V117H241V116H245V115H248L247 113H248V110L251 108V107H254V106H256V108L257 109H259L260 108V106L262 105L263 107H264V98H260V99H262V102H261V100L260 99H258V97L257 98H255V100H250L249 101V99L251 98V96H247L249 93L246 91V93H247V95L246 94H244L243 95V97H241L242 96V94H240L237 90H236V92H234L233 90H232V92H231V89L230 88H235L236 86H238V85H241V86H238L237 88L239 89L240 87H245V81H244V79H243V76L241 77V78H239L238 79V75H242L243 73H241ZM244 72V73H245ZM16 73V74H15ZM68 73V72H67ZM143 73H145V72H143ZM146 73H148V72H146ZM145 73V74H146ZM183 73V72H182ZM113 74V75H112ZM29 75V74H28ZM119 75V76H118ZM122 75H124V76H122ZM155 75H156V77H155ZM157 75H158V77H157ZM160 75V76H159ZM224 75V74H223ZM230 74H228V76H229ZM233 75V74H232ZM185 76V75H184ZM207 76V77H206ZM227 76V77H228ZM93 77V78H92ZM149 77V76H148ZM162 77V76H161ZM203 77V78H202ZM217 77V76H216ZM264 77V76H263ZM209 78V79H208ZM116 79V80H115ZM153 79V80H152ZM186 79V78H185ZM185 79H181V80H185ZM28 80V81H27ZM31 80V81H30ZM121 80H123V81H121ZM22 81H24V83L22 82ZM200 81H202L201 83H202V87H200L199 86V84L201 85V83H200ZM21 82V83H20ZM29 82V83H28ZM150 82L152 83V84H150ZM209 82V83H208ZM241 82H242V84H241ZM115 83V84H114ZM125 83V82H124ZM171 83V82H170ZM210 83L213 85V87L212 86H209L210 85ZM172 84V83H171ZM209 84V85H208ZM234 84H236V86L234 85ZM22 86V85H24L25 87H24V90L23 89H21V87L20 86ZM117 85H118V87H117ZM189 85H191V86H189ZM218 85V86H217ZM243 85V86H242ZM17 86V87H16ZM183 86H184V89H183ZM229 88H228V87ZM231 86V87H230ZM179 87V88H180ZM185 87H188V89L187 88H185ZM191 87V88H190ZM205 87V88H206ZM225 87V88H224ZM264 87V86H263ZM262 87V90L264 91V88ZM175 88V87H174ZM199 88V89H198ZM228 88V89H227ZM95 89H99V88H95ZM183 89V90H182ZM187 89V90H186ZM196 89V90H195ZM197 89H198V91H197ZM206 89V90H207ZM222 89V90H221ZM205 90V89H204ZM215 90H217L216 92H215ZM227 90V91H226ZM173 91L174 90H172V93H173ZM223 91V92H222ZM139 92H141V91H139ZM14 93V94H13ZM233 93V94H232ZM236 93V94H235ZM237 93H238V96H237ZM158 94V95H157ZM256 94V93H255ZM254 94V95H255ZM20 95V94H19ZM29 95V94H28ZM161 95V96H160ZM240 96V97H239ZM161 97V98H160ZM239 97V98H238ZM244 97H246V99L244 98ZM153 98H154V100H153ZM166 98V99H165ZM244 98V99H243ZM143 99V100H142ZM156 99H158V101L160 102V103H158L157 104V100ZM162 99H164V100H162ZM217 99V100H216ZM219 99V100H218ZM121 100L122 99H120L119 100V103L121 102ZM156 100V101H155ZM161 100L163 101V103L161 104ZM211 100V101H212ZM84 101V102H83ZM82 102H81V106L82 107H84V108H87V109H89V108H91L92 106H93V104L91 103V101H89V99H86V100H83ZM115 101V100H114ZM117 101V100H116ZM144 101V102H143ZM155 101V102H154ZM165 101V102H164ZM178 101H181V100H178ZM255 101V102H254ZM88 102V103H87ZM252 102H254V104H252ZM259 102V103H258ZM123 103V102H122ZM151 103V104H150ZM176 103H174V104H176ZM213 103V102H212ZM250 104V105H248V107H250V108H246L245 109V107H247V105L246 104ZM85 106H84V105ZM148 104V105H147ZM150 104V105H149ZM157 104V105H156ZM236 106H235V105ZM238 104V105H237ZM259 104V105H258ZM153 105H155L156 107H161V106H163L162 107V109L161 108H158V109H156L155 108V106H153ZM159 105V106H158ZM188 107H187V106ZM193 105V106H192ZM87 106V107H86ZM110 106H112V104L110 105ZM109 106V107H110ZM115 106V107H114ZM152 107V109H151V107ZM239 106V107H238ZM245 106V107H244ZM261 106V107H262ZM81 107V108H82ZM113 107H114V109H113ZM113 107H110V108H108V110H107V116H108V122H110V123H113L114 122V124L115 123H117L118 121H117V115H116V112L118 111L117 109L119 108V104H113ZM147 107V108H146ZM186 107V108H185ZM190 107V108H189ZM244 107V108H243ZM171 108V107H170ZM239 110H238V109ZM160 109V110H159ZM185 109H190L189 111H187V110H185ZM81 110V109H80ZM111 110H112V112H111ZM150 110V111H149ZM193 110H195V112L193 111ZM242 110H247V112H244V111H242ZM168 111V112H167ZM178 111H179V113H178ZM234 111V112H233ZM110 112H111V114H110ZM187 112V113H186ZM231 112H232V114H239V117L238 118H234L233 116L234 115H232L231 114ZM47 113H49V111L47 112H42V116L43 115H45V116H49V114H47ZM155 113V114H154ZM166 113H168V114H166ZM170 113V114H169ZM178 113V115H176V114ZM184 113V114H183ZM47 114V115H46ZM153 116H152V115ZM157 114H158V116L160 117H158L157 116ZM161 114V115H160ZM163 114V115H162ZM168 116H166V115ZM185 114H188L187 116V118H185ZM202 114V115H203ZM211 114V115H210ZM245 114V115H244ZM152 117H151V116ZM176 115V116H175ZM184 115V120H183V117L181 118V116H183ZM189 115H191L192 117H190V119H189V121L188 122H186L187 120H185V119H188L189 118ZM224 115V117H222ZM227 115H229V117L228 118H226V116ZM176 118H175V117ZM236 116V115H235ZM157 117H158V119H160V120H162V123H161V121L159 120V122H157L155 119H157ZM169 117H174L173 118V120H172V122H171V120H169ZM180 117V118H179ZM193 117H194V119H193ZM201 117V118H200ZM232 117H233V119H235V120H233L232 119ZM115 118V119H114ZM171 118V119H172ZM192 118V119H191ZM229 118H231V120L229 119ZM247 118V119H246ZM179 120V123H178V120ZM209 119H211V120H209ZM224 119V120H223ZM200 120H202V121H200ZM214 120H216L217 121V119H214ZM153 121V122H154ZM169 121V122H168ZM220 121H218V123L220 122ZM228 121V122H227ZM171 122V123H170ZM177 122V123H176ZM183 122H184V125H183ZM186 122V123H185ZM203 122H206L205 123V125H200V124H204ZM213 122V123H212ZM157 123V124H156ZM165 125H164V124ZM170 123V125H174V131H173V133H172V131L169 133L168 132V130H167V132H165L166 134H168V135H171V136H169L168 138L166 137V136H161V137H164V138H166V139H160V142H159V139L157 140V138H161V137H155V136H157V135H155V134H158V135H162V134H164V135H166L165 133H163V131L161 132L160 131V129H159V127L162 129V130H166V129H168L169 127H168V124ZM258 123V124H257ZM161 124H163V125H161ZM244 124H246V125H244ZM261 124V125H260ZM262 124H263V126H262ZM158 125V126H157ZM189 125V126H188ZM238 125V126H237ZM164 126V127H163ZM179 126V127H178ZM202 126V127H201ZM206 127L207 129H205L204 127ZM208 126V127H207ZM163 127V128H162ZM167 127V128H166ZM183 127H185V128H183ZM189 127V128H191V129H187V128ZM213 129H212V128ZM181 129V128H183V130L182 131H179V129ZM201 128H203V129H205L204 131L203 130H201ZM219 128H221L222 129V127H219ZM254 128V129H253ZM177 129V130H176ZM186 130V132H185V130ZM211 129H212V131H211ZM231 129V130H230ZM245 131H244V130ZM248 129V130H247ZM249 129H250V132H248L249 131ZM149 130V129H148ZM189 130H191V131H189ZM193 130V131H192ZM201 130V131H200ZM225 130V129H224ZM239 130V131H240ZM244 132H243V131ZM184 131V132H183ZM199 131V132H198ZM207 131V133L205 134V132ZM215 131V132H214ZM220 133H219V132ZM156 132H158V133H156ZM162 134H161V133ZM187 132L189 133V134H187ZM200 132H202V133H204V134H201ZM209 132V133H208ZM212 132V133H211ZM215 134H214V133ZM218 132V133H217ZM172 133V134H171ZM175 133V134H174ZM180 133V134H179ZM184 133H186V134H184ZM192 133H194V134H192ZM196 133V134H195ZM197 133H198V135H199V133L202 135H199L198 137H196L197 136ZM240 133V132H239ZM244 133V134H243ZM248 133V134H247ZM128 135H130V136H128L127 138L124 136V137H122L121 135L119 136V138L120 137H122L123 139H129L128 141H126V139L123 141V139L122 138H120V139H118V136H117V138H116V140H117V142L120 140V143L118 144V145H116L115 146V144H117V143H113V147H115V149L112 147V143H110L111 144V149H110V147H108L109 146V144H108V141H104V143H102L101 145H100V147H102L103 146V144L105 145L106 143H107V145H105V146H107V148H108V150L106 149V147L105 146H103L101 149H100V147L98 148V149H100L99 151H101V154L103 155V163H105L106 165H108L110 162L108 161L109 159L111 160L112 158H113V160L115 161V162H117L118 160H119V157L123 154H125L124 155V157L126 156H128V155H130V156H128V159L125 157V159H126V161H124V157H123V155H122V161L124 162V164L125 163H127V164H123V163H121L120 164V160L118 161V165L120 164L121 166H125V168L127 167V169H128V171L127 172H129L130 171V168H132V166L134 165L133 163H130V159H131V157L133 156V154H135L136 155V153H137V155H136V158L138 159V164H142V166L141 167H150V165H148V164H152L151 163V161L149 160L148 161V159H147V156L146 155H142V153H139V152H137L136 150H134V147L132 148L131 146H129L130 144H131V141H130V139L131 140H136V136H134V132L133 131H131V132H129V133H127ZM211 134V135H210ZM246 134V135H245ZM167 135V136H168ZM173 135V136H172ZM183 135H185V136H183ZM201 136V137H200ZM204 137V138H207V137ZM217 136H212V142L213 143H210V141H208L207 143L209 144V146H210V148H214V146L216 147V145L214 144L215 143V137H217ZM225 136V137H224ZM245 137V139H244V137ZM129 137H131V138H129ZM188 137H191V138H188ZM214 137V138H213ZM221 137L222 138H224V139H221ZM194 138H197V139H194ZM210 138H208L207 140H209ZM189 139V140H188ZM243 139V140H242ZM97 140V139H96ZM155 140V141H154ZM165 140V141H164ZM197 140V141H196ZM204 140H206V139H204ZM251 140V141H250ZM258 142H257V141ZM262 140H263V144H261L262 143ZM122 141V142H121ZM130 141V142H129ZM161 141H162V143H161ZM172 142V143H168V142ZM178 141V142H177ZM188 141H189V143H188ZM242 141H243V143L245 144V143H247V144H243L242 143ZM261 141V143H259ZM116 142V141H115ZM127 143V144H129V145H124V143ZM159 142V143H158ZM164 142V143H163ZM166 142V143H165ZM187 142V143H186ZM196 142V143H195ZM248 142H250V143H248ZM254 142V143H253ZM158 143V144H157ZM186 143V144H185ZM195 143V144H194ZM206 143V144H207ZM189 144V145H190ZM249 144V145H248ZM256 144V145H255ZM81 145H83V144H81ZM119 145L121 146V149H120V147H119ZM167 145V146H166ZM123 146H125V147H123ZM127 146V147H126ZM165 146V147H164ZM188 146V145H187ZM248 146V147H247ZM252 146V148L250 149V147ZM104 147H105V150H104ZM119 147V148H118ZM131 147V148H130ZM113 148V149H112ZM118 149V152L119 153H121V154H119V153H115L114 154V152H116L117 151V149ZM162 148H164V149H162ZM244 148L246 149H248L249 148V151L248 150H244ZM261 148V149H260ZM195 149H197L196 147H195ZM106 151V153L107 154H109L110 152H111V154L112 155H107V154H105V152L104 151ZM113 150V151H112ZM119 150H121V151H119ZM128 150V151H127ZM126 151V152H125ZM216 151V150H215ZM215 151H211V152H215ZM132 152V153H131ZM136 152V153H135ZM143 152V151H142ZM128 153V154H127ZM130 153V154H129ZM242 153L244 154V155H242ZM120 156H119V155ZM144 154V153H143ZM164 154H165V152H164ZM209 154H213L212 156H214V158H215V155H216V157H219V156H217V153L215 152V154L214 153H209ZM259 154H261V156H259ZM54 157L56 158V154L54 153ZM104 155H105V157H108V158H105L104 159ZM117 157H115V156ZM140 155V156H139ZM240 155H242V156H240ZM249 155H251V156H249ZM112 156H114V157H112ZM138 156H139V158H138ZM211 156V155H210ZM211 156V157H212ZM236 155H235V157H237ZM112 157V158H111ZM129 157H130V159H129ZM142 157V158H141ZM245 157V158H246ZM261 158V159H260ZM1 159V158H0ZM57 159H58V157H57ZM247 159V158H246ZM146 160V164L144 163V161ZM112 161V160H111ZM141 161V162H140ZM148 161V162H147ZM259 161V162H258ZM107 162V163H106ZM183 162H185V160L183 161ZM187 164H189V162H186ZM105 164H103V165H105ZM123 164V165H122ZM137 164V163H136ZM140 164V165H141ZM144 164V165H143ZM101 166V168L99 169V170H102V168L104 167V166ZM132 165V166H131ZM139 165V166H140ZM165 165V164H164ZM234 166V167H233ZM260 166V167H259ZM124 168V167H123ZM124 168V169H125ZM54 169V168H53ZM126 170V169H125ZM159 171H156L157 173H155V174H157V175H155V174H152L153 172H151V174L154 176V178H156V176H157V178H158V175H160V176H162L161 175V173L163 172V168H160V169H158ZM236 170V171H235ZM261 170V171H260ZM263 170V171H262ZM161 171V172H160ZM236 173H235V172ZM160 172V173H159ZM129 174H130V172H129ZM239 174V175H238ZM262 174V175H261ZM152 175H148V179H146V180H148V181H151V177H152V179H153V176ZM254 175V174H253ZM159 176V177H160ZM239 176V177H238ZM156 178V179H157ZM161 178V177H160ZM259 178H261V182L258 180ZM131 180L129 181V183L131 182V183H133V184H129L128 183V180H126L127 181V184H129V186L131 187L132 185H134L135 183H134V181L135 180H133V179H135V178H130ZM133 180V181H132ZM236 181V182H235ZM240 182V183H239ZM122 182H120V181H118V184L117 185H111V186H109L107 189L108 190H102L101 192H103V194L102 195H106L105 197H107V200L109 201V202H113V201H115V200H118V199H122L123 197H124V190H123V185L121 184ZM126 184V185H127ZM233 184V185H232ZM236 184H237V186H236ZM119 185H121V187H119ZM181 185H182V183L180 184V185H178V186H180L181 187ZM207 185V184H206ZM231 185L233 186V187H231ZM247 185V184H246ZM258 185V186H257ZM262 185V186H261ZM114 186H116V187H113ZM174 187H176L175 186V184L173 185ZM177 186V187H178ZM235 186V187H234ZM57 187H58V185H57ZM112 187V188H111ZM238 187V188H237ZM111 188V189H110ZM131 188H133V187H131ZM232 188H234V190L232 189ZM235 188H237L236 190H235ZM247 188H250L253 192H255L254 190H253V187L251 188V184L250 185H248V187ZM264 189V188H263ZM112 192H110V191ZM122 190H123V192H122ZM117 191V192H116ZM225 193V194H221V193H223V192ZM234 193H233V192ZM64 193L66 192V189L63 191ZM116 192V193H115ZM202 193H203V191H201ZM206 192V191H205ZM104 193H106V194H104ZM199 193H200V191H199ZM121 194H122V196H121ZM229 194H233V195H229ZM110 196V197H109ZM216 196V197H215ZM219 196V197H218ZM232 196V197H231ZM240 196H241V198L242 199H240ZM215 199H214V198ZM227 198H229V200H227ZM240 199V200H239ZM250 199V200H249ZM252 199V200H251ZM215 200H217V201H215ZM236 200H237V202H236ZM239 200V201H238ZM249 200V201H248ZM222 201V202H221ZM225 203H224V202ZM218 202V203H217ZM243 203V204H241V203ZM75 203V202H74ZM213 203H214V205H216V206H213ZM237 203V204H236ZM249 203V204H248ZM198 204H201L202 206L200 207V205H197ZM218 205V206H217ZM221 205V206H220ZM241 205V206H240ZM249 205V208L247 207ZM198 208H197V207ZM203 206H204V208H203ZM59 208H61L60 206H58ZM213 207H216V208H213ZM225 207V208H224ZM240 207V208H239ZM243 207V208H242ZM245 207H247L248 208V210L246 211V210H244L245 209ZM190 208V209H189ZM223 208V209H222ZM237 208V209H236ZM239 208V209H238ZM263 208V209H262ZM184 209V208H183ZM216 209V210H215ZM235 209L237 210V211H235ZM243 209V210H242ZM190 210V211H189ZM222 210L224 211V212H222ZM240 210V211H239ZM215 211V212H214ZM241 211H243V212H241ZM192 212V213H191ZM218 212H219V214H218ZM223 214H225V215H223ZM235 212H237V213H235ZM242 213V214H241ZM186 214V215H185ZM214 214H216V216H217V218H215L216 216L214 215ZM222 214V215H221ZM239 214V215H238ZM204 215V216H203ZM237 215H238V218L236 219V217H237ZM194 216V215H193ZM224 216V217H223ZM230 216V217H229ZM261 218H260V217ZM211 217V218H210ZM225 217H227V218H225ZM251 217V218H250ZM253 217H254V219H256V221L253 219ZM214 218V219H213ZM225 218V219H224ZM229 218V219H228ZM251 220H249V219ZM260 218V219H259ZM1 219V218H0ZM222 219V220H221ZM236 219V220H235ZM239 219V220H238ZM252 219H253V221H252ZM75 220H77V219H73V224L71 225V227L73 228V226L75 227V226H77L78 224H79V220H77V221H75ZM210 220V222H208V221ZM228 220V221H227ZM230 220V221H229ZM257 220H260L259 221V223H257L258 221ZM221 221H222V223H221ZM214 223L215 225H216V227H215V225L213 226V224H211L210 225V223ZM224 222V223H223ZM240 222V223H239ZM250 224H249V223ZM254 222V223H253ZM262 222V223H261ZM76 223V224H75ZM199 223V222H198ZM233 225H232V224ZM255 223H257V224H255ZM1 224V226L3 225L2 223H0ZM223 224H225V226L223 225ZM254 224V225H253ZM261 226H260V225ZM195 225H196V223H195ZM221 225H223L224 227H226L225 229H223L224 227L223 226H221ZM226 225H228L229 226V228H228V226H226ZM238 225V226H237ZM248 225H253V227H250V226H248ZM256 225V226H255ZM91 226V225H90ZM211 226H213V227H211ZM222 228H221V227ZM232 227V229H231V227ZM263 226V227H262ZM197 227H198V225H197ZM238 227H240V228H238ZM245 227V228H244ZM249 227V228H248ZM254 227H256V228H254ZM258 227H260V228H258ZM244 228V229H243ZM205 229V230H204ZM215 229L217 230V231H215ZM224 231H223V230ZM255 229H258V230H255ZM70 230V229H69ZM199 230V231H198ZM201 230H202V232H203V230H204V232L203 233H200L201 232ZM209 230V231H208ZM249 230V231H248ZM230 231V232H229ZM233 231H235V232H233ZM246 231H248V232H246ZM256 231H258V233L259 234H261L260 236L257 234V232ZM54 232H56V231H54ZM54 232H52V233H54ZM60 232V231H59ZM69 232V231H68ZM209 232V233H208ZM241 232V233H240ZM255 232V233H254ZM214 233V234H213ZM220 233V234H219ZM1 231H0V260L1 259H5V256L8 254V253H10V250H12V248H9V240L7 239V238H5V236L3 235V236H1ZM206 234H207V236H206ZM215 234H216V236H215ZM245 234H247V236L245 235ZM255 234H257L258 236H256ZM18 235L20 236V237H18V242L19 243H17L18 245H17V248L19 249V247H22L24 244H23V242H22V240H24L25 239V236H21V233H19L18 232ZM234 235V236H233ZM54 236H57V234H55ZM206 236V237H205ZM246 236V237H245ZM70 237H72V235L70 236ZM245 238H248V239H245ZM262 238H263V240H262ZM44 239V238H43ZM207 240H209L210 238H206ZM206 239L203 241V242H205L206 243ZM7 240V241H6ZM48 240H50V241H47V240H43L42 241V243L45 245L46 243H47V247L49 246L48 244H50V242H51V239H48ZM211 240V241H210ZM209 241L210 242H216L217 243V239L215 238L214 240H213V238H211ZM258 240V241H257ZM74 241H75V239H71V238H68V240L66 241V244H68V246L70 245V244H73L74 243ZM45 242V243H44ZM49 242V243H48ZM200 242V241H199ZM213 242L212 243H207V245L209 246V247H212V246H215V244L216 243H214V245H212L213 244ZM224 242V243H223ZM239 242V243H238ZM4 243V244H3ZM22 244V245H21ZM222 244V245H221ZM244 244V245H243ZM251 244V245H250ZM3 245V246H2ZM5 245V246H4ZM238 245V246H237ZM254 245V246H253ZM7 246V247H6ZM19 246V247H18ZM242 246V247H241ZM251 246V247H250ZM253 246V247H252ZM5 247V248H4ZM104 247H106L105 245H104ZM225 247H226V249H228V251H226V249H225ZM249 247L251 248V249H253V251L252 250H250L249 249ZM25 248V247H24ZM49 248V247H48ZM237 248V249H236ZM244 248V249H243ZM262 248V249H261ZM50 249V248H49ZM25 250V249H24ZM248 250V251H247ZM18 251V250H17ZM21 251V250H20ZM50 251H51V249H50ZM223 251V250H222ZM225 251H226V253H229V254H226L225 253ZM252 251V252H251ZM262 251V252H261ZM19 252V251H18ZM102 254L104 253V255L105 256H102V254L100 255V257H99V259H101V258H108V257H106V256H108V254H107V252L106 251H102L101 252ZM235 253V254H236ZM244 253V254H243ZM245 253H247L246 254V256H244L243 257V255H245ZM262 253V254H261ZM6 254V255H5ZM232 254V255H231ZM5 255V256H4ZM43 255V254H42ZM261 256V257H260ZM36 258H39L37 255L35 256ZM60 257V256H59ZM252 257V258H251ZM74 258V255H73V257L71 258V259H73ZM63 259V258H62ZM70 259V260H71ZM103 259H101L100 261H101V263L100 264H103ZM36 260V261H35ZM34 260V264H42L40 261H39V259H35ZM251 260H252V262H251ZM104 262H106V259H105V261ZM261 262V263H260ZM64 263V262H63ZM43 264H45V263H43ZM62 264V263H61ZM165 264V263H164Z\"/></svg>","mask_w":264,"mask_h":264}]
</instances>
